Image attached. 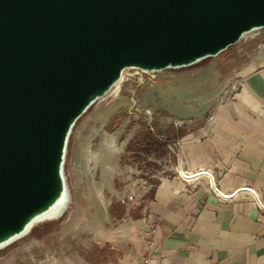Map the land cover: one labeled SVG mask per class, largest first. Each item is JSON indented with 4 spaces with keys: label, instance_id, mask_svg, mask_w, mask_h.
Listing matches in <instances>:
<instances>
[{
    "label": "water",
    "instance_id": "water-1",
    "mask_svg": "<svg viewBox=\"0 0 264 264\" xmlns=\"http://www.w3.org/2000/svg\"><path fill=\"white\" fill-rule=\"evenodd\" d=\"M264 29V0H0V248L68 195L78 120L126 68H183Z\"/></svg>",
    "mask_w": 264,
    "mask_h": 264
},
{
    "label": "rangeland",
    "instance_id": "rangeland-1",
    "mask_svg": "<svg viewBox=\"0 0 264 264\" xmlns=\"http://www.w3.org/2000/svg\"><path fill=\"white\" fill-rule=\"evenodd\" d=\"M261 64L264 29L191 66L150 74L130 70L120 90L99 99L73 129L65 163L70 210L0 252V264H138L146 232L135 216H145L150 190L178 179L174 161L192 142L174 141L170 154L150 158L155 166H148L126 153L129 141L142 124L164 137L184 127L196 140L200 127L227 118L230 111L222 115L220 109L236 102L242 72ZM178 171L181 180L186 170ZM202 172L188 181L209 177ZM114 202L126 207L125 216L111 214Z\"/></svg>",
    "mask_w": 264,
    "mask_h": 264
},
{
    "label": "crops",
    "instance_id": "crops-1",
    "mask_svg": "<svg viewBox=\"0 0 264 264\" xmlns=\"http://www.w3.org/2000/svg\"><path fill=\"white\" fill-rule=\"evenodd\" d=\"M241 77L236 102L220 109L230 116L200 127L194 141L181 137L192 144L174 161L178 179L146 198L137 222L158 236L151 250L145 235L138 264H264V64ZM179 167L204 169L215 185L203 177L179 187Z\"/></svg>",
    "mask_w": 264,
    "mask_h": 264
},
{
    "label": "trees",
    "instance_id": "trees-1",
    "mask_svg": "<svg viewBox=\"0 0 264 264\" xmlns=\"http://www.w3.org/2000/svg\"><path fill=\"white\" fill-rule=\"evenodd\" d=\"M153 127V126H152ZM154 128V127H153ZM141 130H139L134 137L129 141L126 147V153L131 155L134 160L138 162H145L148 166H155L154 162H150V158L162 159L170 154V145L187 134L184 127L174 129V135H167L164 137L161 131H152L151 127L146 124H142ZM157 129V128H156ZM155 189L148 192L146 198L153 199ZM111 214L119 218L127 214L126 207L118 202H114L110 210ZM136 219L142 218V216H135Z\"/></svg>",
    "mask_w": 264,
    "mask_h": 264
},
{
    "label": "bare ground",
    "instance_id": "bare-ground-1",
    "mask_svg": "<svg viewBox=\"0 0 264 264\" xmlns=\"http://www.w3.org/2000/svg\"><path fill=\"white\" fill-rule=\"evenodd\" d=\"M254 33L255 32L247 33L244 38H246L247 36L254 35ZM132 69H138L141 73L146 71V70L139 69V68H126L123 71V74H122L121 79L116 83V85L110 91L111 93L118 92L120 90V88L122 87V83L124 82L126 76L130 75V70H132ZM202 171H206V170H202ZM202 171L201 172L199 170H195V171L194 170L193 171L192 170L191 171H182L181 172L182 178H181V180L177 181L176 184H178V186L180 187V186H183V183H184L185 180L188 181V180H191L194 177L200 178L202 175H204L203 173H205V172H202ZM206 173L210 175V173L208 171H206ZM171 184H172V182H170V181L164 182L159 187V190H158L159 194L163 195V194L167 193L168 192V189L171 186ZM159 197H161V196H159ZM72 203H73V195H72L71 189L69 188L67 197L65 198L64 202L59 207L54 208L53 210H51L50 212H48L44 216H42L39 219H37L34 222L33 226L26 233H24L20 237L16 238L11 243H9V244L4 245L3 247H1L0 248V252H3L5 250L9 249L14 244L20 242L22 239H24V238L28 237L29 235H31L32 231L36 227L42 225L43 223H47V222H52V221L59 220L61 217H63L70 210V208L72 206Z\"/></svg>",
    "mask_w": 264,
    "mask_h": 264
},
{
    "label": "built area",
    "instance_id": "built-area-1",
    "mask_svg": "<svg viewBox=\"0 0 264 264\" xmlns=\"http://www.w3.org/2000/svg\"><path fill=\"white\" fill-rule=\"evenodd\" d=\"M144 74H150V73H154V72H149V71H145L142 72ZM215 184H212V186ZM146 235L148 237H150V249L151 250H155L156 248V242H157V236H158V228L157 227H150L147 231H146Z\"/></svg>",
    "mask_w": 264,
    "mask_h": 264
}]
</instances>
